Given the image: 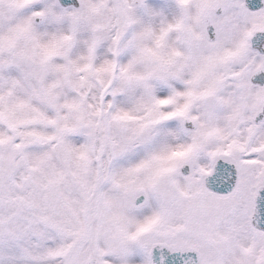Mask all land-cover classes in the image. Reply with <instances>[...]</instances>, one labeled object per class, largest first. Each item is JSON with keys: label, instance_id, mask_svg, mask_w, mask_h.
I'll list each match as a JSON object with an SVG mask.
<instances>
[{"label": "snow or ice", "instance_id": "obj_1", "mask_svg": "<svg viewBox=\"0 0 264 264\" xmlns=\"http://www.w3.org/2000/svg\"><path fill=\"white\" fill-rule=\"evenodd\" d=\"M0 264H264V0H0Z\"/></svg>", "mask_w": 264, "mask_h": 264}]
</instances>
